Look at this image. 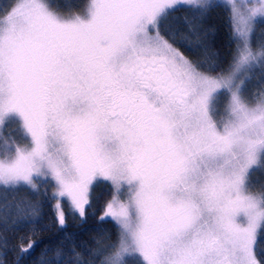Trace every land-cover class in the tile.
Returning a JSON list of instances; mask_svg holds the SVG:
<instances>
[{
    "label": "snow or ice",
    "instance_id": "obj_1",
    "mask_svg": "<svg viewBox=\"0 0 264 264\" xmlns=\"http://www.w3.org/2000/svg\"><path fill=\"white\" fill-rule=\"evenodd\" d=\"M216 7L228 9L236 41L219 72L214 59L193 61L176 47L168 23L185 10L188 31L202 35ZM54 8L52 0L0 7L5 222L13 209L17 221L38 216L29 201L10 204V191L43 188L64 227L62 202L83 220L91 189L107 182L113 197L98 219L116 225V240L99 228L96 247L57 249L44 264L101 256L99 264H264V184L253 180L264 170V79L246 95L252 73L264 77V39L252 46L264 0H89L73 16ZM10 122L26 144L3 136Z\"/></svg>",
    "mask_w": 264,
    "mask_h": 264
},
{
    "label": "trees",
    "instance_id": "obj_2",
    "mask_svg": "<svg viewBox=\"0 0 264 264\" xmlns=\"http://www.w3.org/2000/svg\"><path fill=\"white\" fill-rule=\"evenodd\" d=\"M52 2L55 6L54 10L65 16H73L82 14L89 0H52ZM8 3L10 0H0V7ZM186 15L190 17L191 13L181 10L174 13L176 18L169 17L168 23L178 33L175 46L193 61L205 62L214 59L217 64L216 72L227 70L236 48V41L232 38V28L228 19V9L216 7L210 10L201 24L204 31L202 35H192L188 31V25L183 19ZM181 36L187 37V43L190 46L186 47L184 43L179 42ZM261 39H264V23L257 26L256 42ZM262 79L264 77L259 74L258 78L253 80L259 90ZM12 124L17 125V123ZM18 132L19 140L26 144L27 142L21 139L19 130ZM47 189L50 197L53 186L48 184ZM112 192L111 185L99 182L92 191L90 199L92 207L88 210L86 218L81 220L77 215L68 214V209H65L66 225L60 227L56 223L52 207L55 201L43 194V188L38 193L26 188H21L16 193L10 191L8 193L10 204L29 201L38 206V216L35 223H28L25 220L17 221L13 209V214L8 216L5 222L4 214L0 211V260H4L5 264H44L45 261L53 258L57 249L67 253L75 246L77 250L83 252L86 247H96L93 237L99 235L97 232L99 228L108 230L111 240L115 241L117 238L116 225L111 221L101 223L98 219L104 205L112 199ZM29 240L33 242L32 248L28 252L21 253L19 245L23 243L27 246ZM103 242L109 243L107 236ZM261 244H264V234L259 235L258 249ZM100 259L102 256L95 258L96 264H99Z\"/></svg>",
    "mask_w": 264,
    "mask_h": 264
},
{
    "label": "rangeland",
    "instance_id": "obj_3",
    "mask_svg": "<svg viewBox=\"0 0 264 264\" xmlns=\"http://www.w3.org/2000/svg\"><path fill=\"white\" fill-rule=\"evenodd\" d=\"M238 3L241 2V0H237ZM249 2H251V0H249ZM61 14V13H60ZM63 15V14H62ZM65 16V15H64ZM259 24V22H257L255 24V32H254V35L252 37V46L253 48L255 49L257 47V42L255 40V36H256V31H257V25ZM261 70L260 69H256L253 73H252V76H253V79L252 81L247 85V93L246 95L248 96H251L252 93L254 91H258V85L255 84V81H253L255 78H258L259 74H260ZM221 110H222V106H221ZM18 125V124H17ZM16 124H12L11 122L10 123H7L5 126H4V130H3V136L5 138L9 137V136H12V137H15V140L17 143H20V144H24L22 143L19 139V127L17 126ZM0 143H2V141H0ZM253 180H256L258 181L260 184H264V170H257L254 175H253ZM99 183V182H98ZM96 183L93 188L91 189V193H90V199H91V195H92V191L95 189L96 185L98 184ZM106 183L107 185H110L109 183L107 182H104ZM50 185H52L51 183H49ZM53 186V185H52ZM259 186V185H258ZM113 193V192H112ZM123 198V197H121ZM63 203V206H64V209H68V205L66 202H62ZM78 216V215H77ZM258 238H259V235H258ZM136 260L139 259V257H136L135 258ZM129 264H134V261L133 260H129Z\"/></svg>",
    "mask_w": 264,
    "mask_h": 264
}]
</instances>
